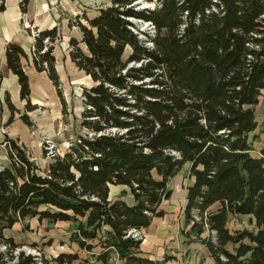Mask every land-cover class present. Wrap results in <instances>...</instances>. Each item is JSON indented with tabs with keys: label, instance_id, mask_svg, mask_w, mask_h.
Segmentation results:
<instances>
[{
	"label": "trees",
	"instance_id": "16d2710c",
	"mask_svg": "<svg viewBox=\"0 0 264 264\" xmlns=\"http://www.w3.org/2000/svg\"><path fill=\"white\" fill-rule=\"evenodd\" d=\"M87 22H74L83 37L71 41L73 62L94 82L83 91L85 134L44 172L7 140L10 164L0 168V244L7 249L0 264L80 260L78 253L51 260L15 254L20 245L5 231L28 217L77 223L72 239L97 263L107 264L113 253L128 264L146 263L138 253L143 237L132 232L164 216L169 183L187 165L194 181L184 215L194 240L216 264H264V146L254 155L250 137L264 96V0H113ZM137 23L154 27L147 41ZM57 37L56 29L37 32L34 63L66 109L53 54ZM6 54L29 99L25 52L10 44ZM112 185L129 187L136 205L110 201ZM240 216H249L254 229L232 230Z\"/></svg>",
	"mask_w": 264,
	"mask_h": 264
},
{
	"label": "crops",
	"instance_id": "0c3cea01",
	"mask_svg": "<svg viewBox=\"0 0 264 264\" xmlns=\"http://www.w3.org/2000/svg\"><path fill=\"white\" fill-rule=\"evenodd\" d=\"M112 1L28 0L24 11L22 0H4L5 9L0 11V75H2L0 83V168L10 164L8 148L5 145L9 139L25 150L41 171L47 170L51 161L45 156L43 137L49 135L55 141L62 142L61 146L63 145L64 137L73 127L72 113L68 109L71 104L69 99L71 86L81 75L93 82L92 78L80 70L71 58V41L75 39L81 42L83 37L80 27L74 25V22L80 20L82 24L88 25L87 19L96 18L100 9L110 6ZM26 23H29L31 28H27ZM53 29L57 30L58 35L53 44V54L56 59V71L60 79L66 109H64L57 88L47 72H39L34 63V32ZM10 44L20 47L25 52L21 63L29 81V99L22 98L19 77L8 68L6 53ZM80 46L86 50L84 44H80ZM30 106L31 108H29ZM66 113H70V116ZM24 117L28 118L30 124L26 123ZM1 129H5L6 133H2ZM190 181L191 184L194 179L190 178ZM169 188L173 193L169 200L162 203L161 209L164 211V216L154 218L148 228L141 230L143 239L138 253L140 257L147 260L143 264H216L205 245L194 240V235L191 233L192 224L186 223L184 213L188 203V190H183L181 186L180 189L175 190L173 186H170V183ZM175 198L176 200H173ZM109 200L124 201L129 206L136 205L130 188L124 185H112ZM240 217L250 219L249 216ZM33 221L37 224L40 222L52 224L47 220L40 221L38 217H28L12 228L17 230L15 238L7 234L8 230L5 231V237L14 239L18 244L17 237L20 236L19 232L25 228L24 224ZM52 225L63 227L65 229L63 233L67 237L66 240H61L62 236L51 237L62 248L54 258L60 254L78 253L80 260L74 264L88 259L81 254L86 251H81L78 244L72 239L77 230V223L58 222ZM25 235L22 233V236L26 237ZM207 236L208 233L203 237ZM97 248L99 250L95 252ZM97 248L93 251L96 255L102 252L101 247ZM89 262L103 264L102 262L97 263L93 257L89 259ZM107 264L128 263L113 253Z\"/></svg>",
	"mask_w": 264,
	"mask_h": 264
},
{
	"label": "rangeland",
	"instance_id": "374dc122",
	"mask_svg": "<svg viewBox=\"0 0 264 264\" xmlns=\"http://www.w3.org/2000/svg\"><path fill=\"white\" fill-rule=\"evenodd\" d=\"M135 31L140 34V38L144 41L148 40L146 34L152 35V30L149 28V26L146 25V23H137V29H135ZM147 43L148 45H150L149 42ZM128 54L129 53L127 52L126 57ZM75 81V84L71 86L72 90L71 95L69 96L71 104L68 106L69 112L71 111L72 113L71 123L73 127L70 128L69 133H67V135L64 137L63 140H65V142L62 146V142H59L57 140L55 141L58 145L59 151L61 152H64L66 142L73 141L79 135L85 134V131L80 128L81 114L84 110L83 91L85 88L91 87L93 85V82H91L90 79H86L84 75H81V77H78ZM255 112L257 116L258 127L250 137L251 141H253L254 147L257 149V151L254 152V155H258L259 150L264 146V96L260 98V103L255 107ZM66 114L70 116V113ZM188 170L189 166L187 165L176 177L171 179L170 186H173L175 190L180 189V186L183 190H186L191 182ZM173 200H176V198ZM24 227L25 228L22 229V232H19L20 236L17 237L20 248L15 251V254H17L18 251H34L36 253H39L42 258L50 260L57 254H59V252L62 250V248H60V244L58 242H55V239H51V237L56 238L57 236H62L61 240H66L67 237L63 233L65 231L63 227H56L52 224L42 222L37 224V222L34 221L25 223ZM230 228L232 230H253L254 226L251 223V220L247 217H236L232 219ZM16 231L17 230L15 228L9 229L7 231V234L15 238L17 234ZM22 233H25L26 237L22 236ZM97 250L99 249L97 248L95 252ZM81 254L84 258L91 259V257H93L88 252H83Z\"/></svg>",
	"mask_w": 264,
	"mask_h": 264
},
{
	"label": "built area",
	"instance_id": "2783aa9c",
	"mask_svg": "<svg viewBox=\"0 0 264 264\" xmlns=\"http://www.w3.org/2000/svg\"><path fill=\"white\" fill-rule=\"evenodd\" d=\"M148 6L150 8H153L154 7V5H148ZM146 25L149 26V28L152 30V33L155 32L154 31V27L150 23H146ZM26 27L27 28H31V25L29 23H26ZM36 34H37V32H34V35L35 36H36ZM48 42H49V40L46 39V43H48ZM83 100H84V97H83ZM1 132L2 133H6V130L5 129H1ZM7 144H8V142H5V145H7ZM42 144H43V148H44V151L46 153L47 159H49L51 161L56 156L63 155L64 152L71 147L72 141L65 143V150H64V152L59 151L58 145L56 144L55 140L51 136H49V135H45L43 137ZM132 233H134V237H140V238L142 237L141 232L133 231ZM6 249H7V247L5 245L0 244V252H5ZM25 252L27 254H30V255H33V256L41 257V255L39 253H36L34 251H25ZM18 253H19V251L17 252V254ZM38 264H41V263H38Z\"/></svg>",
	"mask_w": 264,
	"mask_h": 264
},
{
	"label": "water",
	"instance_id": "95a60500",
	"mask_svg": "<svg viewBox=\"0 0 264 264\" xmlns=\"http://www.w3.org/2000/svg\"><path fill=\"white\" fill-rule=\"evenodd\" d=\"M138 3H140V2H138ZM141 6V9H147V8H150L148 5H145V4H142V5H140ZM135 64L133 63V64H131L130 65V67H132V66H134Z\"/></svg>",
	"mask_w": 264,
	"mask_h": 264
}]
</instances>
